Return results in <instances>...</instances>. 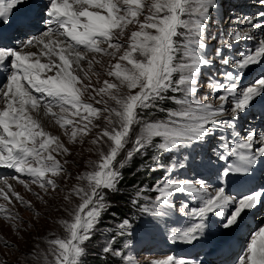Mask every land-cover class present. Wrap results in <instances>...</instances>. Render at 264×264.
Segmentation results:
<instances>
[{
  "label": "snow or ice",
  "instance_id": "obj_1",
  "mask_svg": "<svg viewBox=\"0 0 264 264\" xmlns=\"http://www.w3.org/2000/svg\"><path fill=\"white\" fill-rule=\"evenodd\" d=\"M255 2L264 9V0ZM220 6V0H0V74L6 80L0 81V169L15 173L0 176L5 202L0 218L25 250L22 262L4 264H85L87 245L137 158L145 170L162 176L148 186L152 198L144 188H134L130 203L137 219L125 213L100 246L111 264H135L130 255L135 244L161 228L170 243L195 248L208 242L213 225L221 235L248 229L231 264H264V131L243 128L257 117L264 121V11L238 17L247 28L230 33L225 45L209 52V40L215 39L210 28ZM133 24L136 30H129ZM242 39L253 41V47L230 59L225 49ZM97 55L115 63L105 67ZM217 60L222 80L209 71ZM253 70L252 81L243 85L241 73ZM101 75L112 80L101 82ZM203 84L209 94L217 93L218 104L198 99ZM86 93L93 102L84 99ZM45 118L73 146L98 129L90 143L99 152V163L89 161L91 171L77 176L87 187L74 188L81 202L64 208L71 218L60 221L67 235L42 237L47 245L42 248L26 240L25 233L31 237L28 229L34 230L43 217L9 179L44 205L49 203L45 196L61 190L57 180L69 175L64 165L73 153L60 135L46 130ZM229 138L234 142L228 143ZM57 157H65L63 164ZM200 168L212 179L199 172L198 179L177 176ZM177 197L196 202L178 205L190 221L181 228L170 226ZM63 200L71 203L70 196ZM16 203L32 211L36 222L14 211ZM249 216L254 227L246 222ZM4 246L14 247L7 241ZM151 264L205 261L197 253L191 258L167 255Z\"/></svg>",
  "mask_w": 264,
  "mask_h": 264
},
{
  "label": "rangeland",
  "instance_id": "obj_2",
  "mask_svg": "<svg viewBox=\"0 0 264 264\" xmlns=\"http://www.w3.org/2000/svg\"><path fill=\"white\" fill-rule=\"evenodd\" d=\"M251 1L252 3H250L249 7L252 6L254 9H256L257 7L260 6L255 2V0H251ZM220 3L221 6L214 13L215 22L210 28V34L212 37H215V39L209 40V43L211 44V47L207 49V51L209 52H212L216 47H221L225 45L229 41L230 33L239 30L242 31L244 27L247 28L246 27L247 25L243 23H238L237 18L243 16H249L252 13L250 11H246V12L243 11V7L245 5V2L243 0H220ZM141 19H143V17H141ZM128 28L129 30H136L137 26L133 24V25H129ZM242 41L243 39L238 43H241ZM232 43L236 44L237 42L233 41ZM245 44H244L245 48L243 47V49L247 50L248 47H252L250 45L254 44V42L245 39ZM240 46H233L225 49L230 59L232 55L239 56L241 54L242 49H240ZM91 55L92 54H89L90 58ZM96 58L101 59L104 62L105 67H107L109 63H115V61L112 60L110 57H106V56L101 57L97 55ZM85 67H87L86 64ZM95 67L97 70H100L98 65H95ZM217 67H221L219 65L218 60L216 63V67L210 69L209 71L215 73L216 78L218 80H222V76H220V74L216 72ZM228 67L230 68V65ZM221 70L224 71L227 69L222 68ZM253 71H249L246 75V78L245 79L243 78L244 79L242 81L243 85H247L250 83L248 82L245 84V82H247L246 79L253 77V74H255L253 73ZM104 79L112 80V78L107 77L106 75H101L100 81L102 82ZM203 79H207V76L205 75ZM0 81L6 82L5 77H3ZM112 82H116V81L113 80ZM93 83L94 84L96 83L95 77H93ZM209 92L210 89L208 85L203 84L198 99L201 100L206 99L209 102L218 104L219 102L218 100H216L217 93L209 94ZM84 99L87 102H93L88 100L87 93L85 94ZM96 106L103 107V105H96ZM55 111L59 112V109H55ZM254 120L255 119H253V122L250 121V124L247 125H251V124L254 125ZM44 123L46 130H48L54 135H60L65 145L68 146L73 153L72 156L67 157L69 163L64 165V167L68 170L69 175L62 174V178H58L57 180L59 184V188L61 190L57 191L54 194V196H45V199L48 200L49 203L48 205H44L41 204L40 201L36 200V198L32 195V192L28 191L23 185L19 184L18 181L9 179V183L11 181L13 182L15 190L18 193H20V195L23 196L26 200L32 201L35 206V212L40 213L41 216L43 217L41 223L37 224L34 230L28 229V231L32 232L31 237H28L27 234L25 233L26 240H30V241L34 240L35 242L40 243V246L42 248L47 247V245L41 239L42 237L54 238L51 235L52 233L62 238L67 235L60 221L61 220L70 221L71 218L68 216V213L64 210V208L65 206H67L70 209L74 208L81 202L79 197H77L74 193H72V190L74 188L87 187V182L78 180L77 176H79L81 173L85 171H91V168L88 167L89 161H94L99 163V152L96 150V146L90 143V141L95 137V134L98 131V129H93L92 134H90L88 137L85 138V142L83 144L77 143L73 146L68 144V138L63 135V130L59 129V126L56 125L53 120L46 118ZM98 123L103 124L105 122L99 121ZM262 123H264V121H262ZM70 130L71 129H69V131ZM90 148L93 150L89 151ZM197 151L199 152L201 150L197 149ZM57 159H59L63 164V160L65 159V157H57ZM200 159L201 157L198 156L197 161L199 162ZM132 169L138 171L136 182L133 185L134 187L132 189L130 188V190H126L125 186H122L121 192L123 193V195L121 197L115 198L116 202L112 201L110 205L112 206L114 203L117 204L124 203L125 205L128 206V208H125L122 214H115L113 211H110L104 216L102 223L96 229L95 238H93L87 245V248L89 250L88 254H91V256H94L93 254H97V253L103 256L100 251V246L106 243V239L109 237L110 234H114L117 231V225L122 220L123 215L125 213L129 218L134 220L137 219V209H135L130 203V199L135 195L134 188L135 187L144 188L145 189L144 195L149 198H152V192L148 190V186L154 184L162 176L161 172H151L145 170L144 163L139 158H137L135 161L132 162L127 172H129V170ZM198 172L202 173L207 171L206 170L202 171L201 169H195V170L184 169L182 171L177 172V176L180 179H185V178L198 179L199 178L197 176ZM11 175H15V173L11 171V173L3 172L2 174H0V176L9 177V178ZM21 178L25 179L26 182L28 180L27 177H21ZM209 179H212V177L210 176ZM0 182H1L0 187H4L3 181L0 180ZM30 188L32 189L33 192H40V189L36 185H30ZM41 195H43V192H41ZM64 196H70L71 203H69L68 201H64L63 200ZM182 202L189 203L190 201L185 197H177L176 213H178V215H181L178 205ZM4 203L5 202L2 199H0V204H4ZM195 203L196 202L194 201L193 204ZM13 210L19 212L20 216L26 222L29 223L36 222L34 213L32 211H29L26 207H23L18 203H16V206ZM174 216L179 217L176 214H174ZM258 222H259V218L257 219V223ZM170 226L175 227V225H170ZM167 235L168 233L165 231V229L164 230L162 229L156 231L154 235L141 237L139 242L135 244L134 248L130 252V255H132L135 258V264H151L152 261L162 259L167 255H172L174 257L182 258L180 256H175L173 252V245L168 243L169 241L167 239ZM5 241L12 243L14 247L12 249L6 248L4 246ZM167 247L169 248L167 249ZM17 248L20 249L19 253H17L16 251ZM24 255H25V250H24L23 241L17 243V237L15 236V234L9 231L8 224L2 218H0V264H4L5 261L11 262L17 259L22 262L24 260Z\"/></svg>",
  "mask_w": 264,
  "mask_h": 264
},
{
  "label": "bare ground",
  "instance_id": "obj_3",
  "mask_svg": "<svg viewBox=\"0 0 264 264\" xmlns=\"http://www.w3.org/2000/svg\"><path fill=\"white\" fill-rule=\"evenodd\" d=\"M244 2H245V5H244V7H243V11H250V12H252L250 15H253V14H256V13H258V12H260V11H264V9H262L260 6L259 7H257L256 9H254L252 6H250L249 7V5H250V3H252V1L251 0H243ZM259 5V4H258ZM245 9V10H244ZM247 27V26H246ZM246 28L244 27V29L243 30H245ZM240 31V30H239ZM256 35L259 37V35H260V33L259 32H257L256 33ZM243 40H245V39H243ZM248 42V41H247ZM16 43H19V41H16ZM246 45V44H245ZM254 45V44H253ZM245 48V47H244ZM248 50V49H247ZM246 49H243V51H242V54L243 53H245L246 51H247ZM253 73H255L254 71H253ZM252 73V74H253ZM256 74V73H255ZM255 74H253V77H254V75ZM242 75H245L244 73L242 74ZM247 75V74H246ZM245 75V76H246ZM4 76H3V74H0V80H1V78H3ZM253 77H251V78H249V79H246L247 80V82H245V84L246 83H248V82H251V80L253 79ZM256 111L257 112H259V108H257L256 109ZM45 120H46V118H45ZM45 122V121H44ZM253 122V121H252ZM250 126H254V129H255V131L257 132V133H259V132H262V131H264V123H262V121L260 120V119H255L254 120V125L253 124H251V125H247V124H245L244 125V127H245V129L244 130H246L248 127H250ZM243 127V128H244ZM224 135H226V136H228V133L227 132H225L224 133ZM228 143H233L234 141L232 140V138H229V140L227 141ZM200 174H202V176H205V177H208L209 176V173H200ZM1 183V182H0ZM10 184H12L13 185V187H14V184H13V182L11 181L10 182ZM190 204H193V202H190ZM177 216H179V217H176V216H174V215H171V218H170V221H171V223H170V225H175V227L174 228H181V227H183V226H185V225H187L190 221L189 220H187L185 217H183V216H181V215H178V213H175ZM164 230V228H161L160 230ZM160 234V233H159ZM231 235H232V233H228L227 235H221L220 233L219 234H217V235H215V236H209V239H208V242H206V243H204V244H202V245H197L195 248H192V247H189V246H187V245H184V244H172V243H170V244H172L174 247H173V250H174V252L177 254V256H180V257H182V258H190V257H192V256H195V255H197V253H199V259H200V257H201V255H202V257L206 254V252L209 250V248H210V246H212V242L213 241H216V240H218V239H225L226 237H231ZM213 240H212V239ZM233 239H234V237H233ZM218 245V244H217ZM191 255V256H190ZM201 257V258H202ZM229 256H227L226 257V259L228 258Z\"/></svg>",
  "mask_w": 264,
  "mask_h": 264
},
{
  "label": "trees",
  "instance_id": "obj_4",
  "mask_svg": "<svg viewBox=\"0 0 264 264\" xmlns=\"http://www.w3.org/2000/svg\"><path fill=\"white\" fill-rule=\"evenodd\" d=\"M132 171H134V172H132ZM137 172L138 171H136L134 169L129 170V172L126 171L124 173V182L121 184L120 187L125 186L126 190H130V188L132 189L134 187L133 186L134 183L136 182V178H137V175H138ZM122 195H123V193L120 192V194H118L117 196L114 197L113 201L116 202L115 198L121 197ZM110 207L112 209L111 211H113L115 214H122L123 210L125 208H128V206L125 205L124 203H121V204L114 203ZM93 255L94 256H91V254H88V256H87L88 258L86 259L85 264H111L110 258L101 256L99 253L93 254Z\"/></svg>",
  "mask_w": 264,
  "mask_h": 264
}]
</instances>
